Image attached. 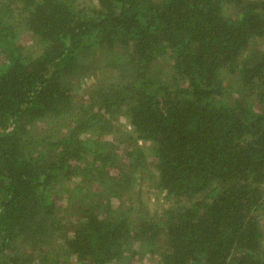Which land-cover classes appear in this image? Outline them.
Wrapping results in <instances>:
<instances>
[{"label": "trees", "instance_id": "1", "mask_svg": "<svg viewBox=\"0 0 264 264\" xmlns=\"http://www.w3.org/2000/svg\"><path fill=\"white\" fill-rule=\"evenodd\" d=\"M141 254L264 264V0H0V264Z\"/></svg>", "mask_w": 264, "mask_h": 264}, {"label": "rangeland", "instance_id": "2", "mask_svg": "<svg viewBox=\"0 0 264 264\" xmlns=\"http://www.w3.org/2000/svg\"><path fill=\"white\" fill-rule=\"evenodd\" d=\"M26 39L28 40L27 37ZM162 199H164V195L162 196ZM157 200V196H153L148 202V207L150 210L153 211L154 208L157 207ZM60 203H62V201ZM163 206H166V204H164ZM131 264H157V257L155 255L149 256L148 254H141L140 256H135Z\"/></svg>", "mask_w": 264, "mask_h": 264}]
</instances>
